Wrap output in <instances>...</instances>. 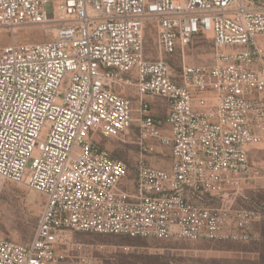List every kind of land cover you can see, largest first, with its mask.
<instances>
[{"label":"built area","instance_id":"1","mask_svg":"<svg viewBox=\"0 0 264 264\" xmlns=\"http://www.w3.org/2000/svg\"><path fill=\"white\" fill-rule=\"evenodd\" d=\"M24 27L52 36L0 44V178L43 205L28 243L0 236V264H101L68 233L250 238L260 214L235 202L264 189L250 156L264 149V0H0V29ZM202 37L211 63L187 64ZM174 55L178 73L165 60ZM148 97L165 103L163 120ZM121 138L138 149L128 178L101 147ZM164 148L169 167L151 165Z\"/></svg>","mask_w":264,"mask_h":264},{"label":"rangeland","instance_id":"2","mask_svg":"<svg viewBox=\"0 0 264 264\" xmlns=\"http://www.w3.org/2000/svg\"><path fill=\"white\" fill-rule=\"evenodd\" d=\"M51 36V31L44 34L35 27L15 29L13 36L10 31L0 29V44L12 41L37 43ZM155 40V33L147 31L145 52L149 59L157 58ZM212 53V41L209 37L195 39L185 53V62L210 64ZM165 60L175 73L179 72L178 55L166 57ZM155 101L159 109L156 117H166L165 104L159 98ZM101 147L106 148L113 157L124 161L129 167L127 178L131 177L137 147L126 138L103 140ZM169 151L164 148L162 154L155 155L156 167H169ZM250 156L256 165H264V149H253ZM42 205L43 197L39 193L27 189L23 184L2 181L0 178V236L14 243H28L33 237ZM235 209L255 210L260 214L259 220L251 225L252 232L246 241H163L68 233L66 243L82 253L99 258L101 264H264V189L245 190L244 197L236 200Z\"/></svg>","mask_w":264,"mask_h":264},{"label":"crops","instance_id":"3","mask_svg":"<svg viewBox=\"0 0 264 264\" xmlns=\"http://www.w3.org/2000/svg\"><path fill=\"white\" fill-rule=\"evenodd\" d=\"M129 95L131 96V99H132V101H133V105H134V107H137V105H138V99H137V97L135 96V93L133 92V91H130L129 92ZM155 99L156 98H152V97H148L146 100L148 101V103L150 104V107H151V112L153 113V115H154V118H156L157 120H163L164 118H162V119H159L158 117H156V114H157V112L159 111V109H158V107H157V104H156V101H155ZM163 102V101H162ZM164 103V102H163ZM165 104V103H164ZM165 107H166V105H164ZM166 113H167V108H166ZM134 128V130H135V127H133ZM130 144H132L131 142H129ZM104 149H106V148H104ZM107 150V149H106ZM161 150V149H160ZM159 149H158V153L157 154H162V150L160 151ZM170 152V151H169ZM111 154V153H110ZM137 155H138V152L136 153V155H135V158H134V161H133V164H132V166L131 167H133V165H134V163H135V161H136V158H137ZM156 155V153H154V154H152V155H148L147 156V161L151 164V165H153V166H155L156 167V162L154 161V159H155V156ZM169 155H170V153H169ZM170 161H171V155H170ZM169 164H170V162H169Z\"/></svg>","mask_w":264,"mask_h":264}]
</instances>
